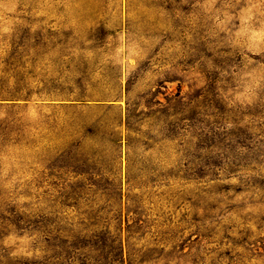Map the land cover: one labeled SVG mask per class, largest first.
<instances>
[{
    "label": "rangeland",
    "instance_id": "obj_1",
    "mask_svg": "<svg viewBox=\"0 0 264 264\" xmlns=\"http://www.w3.org/2000/svg\"><path fill=\"white\" fill-rule=\"evenodd\" d=\"M78 193L118 195L124 258L264 264V0H0V264Z\"/></svg>",
    "mask_w": 264,
    "mask_h": 264
},
{
    "label": "trees",
    "instance_id": "obj_2",
    "mask_svg": "<svg viewBox=\"0 0 264 264\" xmlns=\"http://www.w3.org/2000/svg\"><path fill=\"white\" fill-rule=\"evenodd\" d=\"M130 114L128 105L126 130L132 132ZM120 141L115 136L99 142L90 138L92 159L96 156H105L104 152H116ZM75 148L83 147L76 145ZM86 161L85 159L83 163ZM57 199L59 209H70L75 212L76 225L67 224L70 219L67 221L65 217L58 219L61 214L55 210L53 218H42L33 223L28 221L29 226L32 224V232L44 239V253L48 255L46 264H124L125 259L127 264H150L155 260L153 250L148 249L141 253L129 249V245L124 258L119 229L112 225L118 218V195L78 193L61 195ZM133 234L134 231H129V238Z\"/></svg>",
    "mask_w": 264,
    "mask_h": 264
}]
</instances>
